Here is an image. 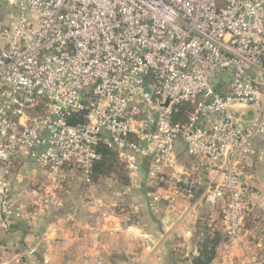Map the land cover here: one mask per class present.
I'll use <instances>...</instances> for the list:
<instances>
[{"label": "built area", "instance_id": "built-area-1", "mask_svg": "<svg viewBox=\"0 0 264 264\" xmlns=\"http://www.w3.org/2000/svg\"><path fill=\"white\" fill-rule=\"evenodd\" d=\"M3 1L16 9L0 25L3 225L25 214L9 196L19 156L55 188L68 165L91 185L106 147L131 176L147 159L156 200L204 185L223 201L228 262L249 209L243 175L264 153V0Z\"/></svg>", "mask_w": 264, "mask_h": 264}, {"label": "crops", "instance_id": "crops-1", "mask_svg": "<svg viewBox=\"0 0 264 264\" xmlns=\"http://www.w3.org/2000/svg\"><path fill=\"white\" fill-rule=\"evenodd\" d=\"M4 3L0 0V25L14 17L1 21L9 12ZM125 172L128 183L116 176L91 185L72 183L53 205L44 191L54 182L34 160L19 156L9 196L26 205L25 214L8 226L0 215V264H196L207 234L219 231L225 237L223 201L208 200L204 185L190 199L156 200L161 190L149 177L147 159L133 176ZM68 175L82 178L74 171ZM243 180L248 202L263 215L232 245L228 262H222L223 240L210 264H264V153L249 160Z\"/></svg>", "mask_w": 264, "mask_h": 264}, {"label": "trees", "instance_id": "trees-1", "mask_svg": "<svg viewBox=\"0 0 264 264\" xmlns=\"http://www.w3.org/2000/svg\"><path fill=\"white\" fill-rule=\"evenodd\" d=\"M99 150L101 158L96 160L92 165L90 173L91 181L94 182L101 177L116 176L121 182L128 183V176L126 175L124 165L120 162L117 155L106 147H101ZM71 170H74L79 176H83L79 168L68 165L65 170L67 176L64 180V185L70 182L71 177L68 174ZM153 181L156 183L155 180ZM86 185L88 184L86 183ZM257 215L263 214L258 208L249 203V209L243 219V231L252 228L258 223L259 217ZM223 240L225 241L226 237L223 238V235L219 231L207 234L203 239L200 254L194 262L196 264H210L215 258L217 249Z\"/></svg>", "mask_w": 264, "mask_h": 264}, {"label": "rangeland", "instance_id": "rangeland-1", "mask_svg": "<svg viewBox=\"0 0 264 264\" xmlns=\"http://www.w3.org/2000/svg\"><path fill=\"white\" fill-rule=\"evenodd\" d=\"M1 6H4L9 11V12H5L6 14H3L4 16L2 17L1 21H3V23L6 22V20L10 21L11 20L10 14L12 15V14H15V12H16L14 5L9 3L8 1H5L4 5H1ZM70 182L71 183H68L67 185H64V182H62V185L60 187H58V188L51 187L50 190H46L44 188L45 189L44 193L48 196V199L56 198L57 195L58 196L62 195V199H63L64 193H66L67 190L71 189L72 183H74L75 186H81L85 182V179L82 177L81 179L76 180V179L71 177ZM41 191L43 192V190H41ZM31 205H33V204H29L28 206H31ZM34 205H36V204H34ZM48 205L52 206V204L50 202L48 203ZM25 207H26V205H25Z\"/></svg>", "mask_w": 264, "mask_h": 264}, {"label": "water", "instance_id": "water-1", "mask_svg": "<svg viewBox=\"0 0 264 264\" xmlns=\"http://www.w3.org/2000/svg\"><path fill=\"white\" fill-rule=\"evenodd\" d=\"M252 116H253V111L250 112V118H252Z\"/></svg>", "mask_w": 264, "mask_h": 264}]
</instances>
